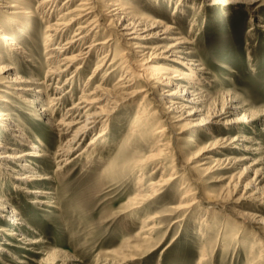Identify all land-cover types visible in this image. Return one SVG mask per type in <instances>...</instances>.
Returning a JSON list of instances; mask_svg holds the SVG:
<instances>
[{
  "label": "bare ground",
  "instance_id": "bare-ground-1",
  "mask_svg": "<svg viewBox=\"0 0 264 264\" xmlns=\"http://www.w3.org/2000/svg\"><path fill=\"white\" fill-rule=\"evenodd\" d=\"M209 1L217 0L200 2ZM60 2L39 0L34 5V0H0V167L5 169L3 174L0 173V181L6 172L12 175L17 179L16 189L33 193L35 204L47 203L55 193L41 186L54 179L47 168L38 164L50 156L48 143L39 138L40 144L31 141L23 146L30 140L31 129L23 116L26 109L33 107L34 118L42 117L59 137L58 148L51 156L57 170L84 156L94 159L97 153L101 158L114 155L107 163L108 173L133 181L136 193L122 206V213L139 215L142 226L137 242L127 241L121 252L134 260L137 251H151L159 246L165 234L158 243L152 242L164 218L172 220L169 227L182 226L202 207L205 216L212 215L213 208L225 199L221 192L211 189L209 183L227 179L229 167L222 165L221 159L212 158L214 148L204 145V139L215 136L213 126L220 123V116L227 111L222 108L219 112H211L206 108V103L210 104L206 102L208 94L196 85L195 80L206 73V67L196 55L187 51L190 40L173 24H166L139 10L132 0H64L62 6ZM41 38L39 45L37 40ZM120 43L125 49H119ZM35 50L41 56L44 54L41 63ZM18 57L29 62L26 64L32 71L23 70L27 77L19 73L22 67L16 64ZM94 57L97 64L80 97L64 109L66 100L74 98L83 70ZM168 61L176 66L175 71L186 70L181 73L182 77H179L180 73L172 74L158 68L169 66ZM44 71V78L38 81ZM119 72L117 81L111 85L110 79ZM136 73L140 74L139 78ZM158 92L159 96L156 95ZM124 109H127V115L122 121L127 126L125 132L120 131L121 143L117 147L110 146L113 120ZM255 117L253 114L237 117L230 122V127L238 129L242 124H252L257 121ZM190 126L201 127L206 135L200 138L191 134L184 138L185 143L177 144L176 140L182 139L181 134ZM96 130L88 145L72 155L83 138ZM252 138L248 134L235 136V140L247 142L240 144L243 147L239 148L245 152L237 161L252 158L255 150L250 142ZM103 142L110 148L100 151L99 145ZM220 151V148L215 150ZM33 163L37 165L33 166ZM176 183L179 189L169 195L176 200L175 204L157 211L155 202L167 195ZM2 200L0 195V235L4 230L1 222L9 218L12 229H8L7 235L17 239L21 247L33 251L41 240L29 237L31 229H22L20 213L16 208L4 205ZM249 216L256 223L264 224V217ZM206 225L207 229L201 230L203 239L199 243L198 264H204L210 254L207 247L212 225ZM216 227L223 232L218 234L219 246L224 249L233 244L234 238L227 234L225 226L217 223ZM238 240L236 246H246L243 239L238 237ZM11 245V238L0 242V252L10 254ZM248 251L251 253L248 264L262 263L264 236L250 244ZM13 257L18 264L35 261L29 256L27 261L19 255ZM45 260L54 264L58 262V254L50 251Z\"/></svg>",
  "mask_w": 264,
  "mask_h": 264
},
{
  "label": "rangeland",
  "instance_id": "rangeland-1",
  "mask_svg": "<svg viewBox=\"0 0 264 264\" xmlns=\"http://www.w3.org/2000/svg\"><path fill=\"white\" fill-rule=\"evenodd\" d=\"M37 1L39 0H34V5ZM63 1L61 0L60 6ZM132 1L139 10L163 20L166 24H173L190 40L191 43L186 46L187 51L196 55L206 67V73L195 79L196 85L208 94L206 102L210 104L206 103V108L211 112H219L222 108L227 111L220 116V123L213 126L215 136L204 139V145L214 148L211 152L212 158L221 159L222 165L229 167L227 179L209 183L210 188L221 192L225 199L219 202L217 208H213L212 215L205 216L202 207L182 226L176 224L169 227L172 220L163 217L165 220L160 219L162 227L156 233L158 235L155 234L152 243H158L165 234L163 242L161 241L154 250L137 251V259L130 260L126 257L127 254L121 252V248L127 241L137 242L139 228L142 226L139 215L133 212L122 213V206L136 193L133 181L113 177L108 173L107 163L114 155L101 158L97 153L94 159L84 156L68 164L63 170H57L51 156L58 148L59 137L52 132L42 117L34 118L35 109L30 107L23 116V121L31 128L30 140L23 146L31 141L40 144L39 138L48 143L50 156L37 160H40L39 166L47 168L54 176L50 184L42 183L41 186L55 193L47 203L35 204L33 193L16 189L17 179L7 172L4 174L5 177L0 181L2 203L16 208L22 217V229L30 228L29 237H36L41 243L33 251L21 247L17 239L7 235L8 229H12V222L9 218L5 219L1 222L4 230L1 232L0 242L11 238L13 245L10 254L0 252V264H18L13 257L18 255L26 261L29 257L35 260L29 264H53L50 260H45L50 251L58 254V262L54 264H198L199 243L203 239L201 230L207 229L208 223L212 225L207 247L210 254L204 264H248L251 255L248 251L250 244H255L258 238L262 239L264 236V230H261L264 224L256 223L249 216L257 214L264 217V0H217L203 3L204 5L201 0ZM37 41L41 45L42 38ZM42 49L40 46L38 50L41 52ZM119 49H125L123 43L119 44ZM35 54L41 63L44 54L41 56L37 50ZM132 57L135 58L133 55ZM27 62L23 58L16 59V64L22 67L19 73L26 77L27 73L24 71H32ZM96 64L97 58L94 57V61L83 70L74 98L66 100L64 109L80 97L79 94ZM150 66L155 68V63ZM158 68L172 74L180 73L179 77L186 71H175L176 66L170 62L169 66ZM193 73L198 76L196 72ZM120 74L121 72L110 79L111 85L115 84ZM139 75L136 73L138 78ZM44 76L45 71L38 81ZM67 76L68 74L62 81H65ZM174 81L178 82L175 79ZM156 95L159 96V92ZM247 114L256 116L257 121L242 124L238 129L230 127V122L235 118ZM126 115L127 109H124L114 118L112 133L109 134L110 146L117 147L121 143L120 131L125 132L127 123L122 120ZM196 121L197 119L193 122ZM174 130L179 131L178 128ZM95 132L97 130L87 134L72 155L84 149ZM191 134L202 138L206 132L201 127L190 126L181 134L182 139L176 140V143H185L184 138ZM240 134L253 136L250 142L255 150L252 152V158L246 161L236 160L245 152L243 148L240 149L243 147L240 144L247 143L240 139L235 140V136L240 137ZM215 141L217 144H213ZM109 145L103 142L99 145V150L109 149ZM217 148L221 149L220 153L215 152ZM6 150L15 152L14 149ZM2 169L0 167V173L3 174L5 169ZM12 174L15 175L13 172ZM256 187L260 189L257 190ZM178 189L176 183L167 195L156 201V210L174 205L176 200L171 197V192ZM217 223L219 226H225L227 234L234 238L233 244L224 249L222 245L219 246L218 234L222 230L216 227ZM238 237L246 242V246H236ZM174 238L175 241L171 242ZM260 264H264V259Z\"/></svg>",
  "mask_w": 264,
  "mask_h": 264
}]
</instances>
